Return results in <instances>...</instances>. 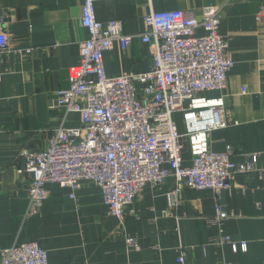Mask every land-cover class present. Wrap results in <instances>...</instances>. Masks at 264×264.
I'll list each match as a JSON object with an SVG mask.
<instances>
[{
    "label": "crops",
    "instance_id": "1",
    "mask_svg": "<svg viewBox=\"0 0 264 264\" xmlns=\"http://www.w3.org/2000/svg\"><path fill=\"white\" fill-rule=\"evenodd\" d=\"M263 1L95 2L99 22L117 20L124 34L135 35L126 49L114 42L104 52L110 76L149 69L153 47L136 35L145 31L143 19L150 11L182 10L200 18L206 8H220L218 31L234 64L224 89L202 94L222 98L226 122L208 132L209 147L222 151L230 145L235 162L258 156L253 171L233 174L230 189L184 187L175 204L169 199L171 177L158 186L146 184L120 222L88 180L75 190L48 183L39 208L27 199L31 174L22 151H41L59 127L80 126L77 113L58 105L56 91L69 86V69L89 37L80 23L83 0H0V22L8 36V52L0 60V251L33 241L46 249L48 264H264V20L255 18ZM183 114L175 112L173 120L182 135L183 163L190 165ZM217 204L228 216L214 222ZM224 235L244 241L246 249L211 242ZM127 237L137 239L138 250L127 245Z\"/></svg>",
    "mask_w": 264,
    "mask_h": 264
},
{
    "label": "built area",
    "instance_id": "2",
    "mask_svg": "<svg viewBox=\"0 0 264 264\" xmlns=\"http://www.w3.org/2000/svg\"><path fill=\"white\" fill-rule=\"evenodd\" d=\"M96 1L83 0L80 23L89 37L81 41L80 59L69 69V86L56 91L58 105L77 113L80 126H61L47 148L22 151L25 170L31 174L29 204L42 205L49 194L48 183L75 190L88 180L100 188L108 212L121 222L126 207L146 184L158 186L171 177L174 188L169 199L175 204L184 187L217 193L231 188L234 173L253 171L257 154L235 162L230 145L214 151L207 138L210 130L226 122L222 98L207 99L202 94L224 89L234 64L228 41L218 31L220 8L208 7L200 18L182 10L150 11L143 19L145 31L136 35L153 47L149 69L110 76L103 63L104 52L114 42L126 49L135 35L124 34L117 20L99 22ZM255 18L264 20V1ZM198 28L202 34L194 33ZM7 52L8 36L1 21L0 60ZM182 110L190 165L183 163L182 135L173 120V114ZM227 216L217 204L213 221ZM211 242L228 243L233 251L246 249L244 241H232L227 235ZM126 243L139 249L134 237H127ZM0 264H48V255L42 246L25 241L2 249Z\"/></svg>",
    "mask_w": 264,
    "mask_h": 264
}]
</instances>
